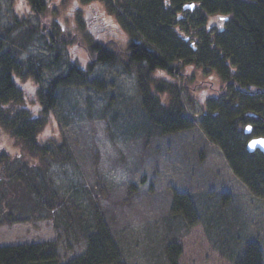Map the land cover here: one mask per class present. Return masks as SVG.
<instances>
[{
  "label": "rangeland",
  "instance_id": "374dc122",
  "mask_svg": "<svg viewBox=\"0 0 264 264\" xmlns=\"http://www.w3.org/2000/svg\"><path fill=\"white\" fill-rule=\"evenodd\" d=\"M51 2L49 22L71 29L83 44H78L77 37L73 44H55L42 32L35 33L22 58L36 66L39 59L49 62L58 55L61 66L44 69L37 84L32 78L20 79L26 98L32 106L33 84L37 85L34 89L46 90L52 78L66 74L70 65H87V75L84 83L75 80L55 90L56 104L38 134L51 151L40 149L45 154L43 166L36 169L26 165L24 152H20L12 133L0 129V155L8 156L2 157L4 167L31 175V187L28 184L27 189L18 190L9 180L5 181L9 182L7 187L0 188L1 199L6 196L3 192L14 190V205L7 200L10 212L13 209L15 217L24 215L28 220L0 224V246L57 240L62 262L83 254V226L75 221L72 226L76 228L71 231L63 223L65 212L76 203L86 209L88 217L99 214L105 218L125 264H168L164 251L172 242L182 246L179 264H233L227 246L229 243L233 247V238L261 239L264 249V200L255 197L233 173L222 149L201 129L205 95L192 93L196 81L180 94L195 127L160 133L147 125L137 73L126 68L124 55L114 64L97 62L84 47L92 36L121 45L128 43V35L110 16L107 1ZM87 11L92 16L84 26L80 21ZM19 20L15 34L23 39L29 27L39 22L29 1L0 0V26L16 25ZM219 20L218 16L211 17L209 24ZM185 70L188 77L196 74L194 80L205 79L204 68L191 64ZM155 74L163 76L164 72L157 70ZM151 88L155 89V83ZM59 143L66 151H58ZM35 170L38 173L33 177ZM4 178L0 174V181ZM39 185L46 194L34 192L22 199L27 190L34 191ZM175 192L192 196V205L200 213L198 224L191 225L181 215L172 214ZM225 195L229 201H223ZM38 202L41 205L37 207ZM21 203L29 209L25 214L18 212ZM35 207L43 219L31 221Z\"/></svg>",
  "mask_w": 264,
  "mask_h": 264
},
{
  "label": "trees",
  "instance_id": "16d2710c",
  "mask_svg": "<svg viewBox=\"0 0 264 264\" xmlns=\"http://www.w3.org/2000/svg\"><path fill=\"white\" fill-rule=\"evenodd\" d=\"M28 1L39 22L37 26L29 27L23 39H20V34H15L20 20L16 25L0 26V129L5 128L12 133L20 152H24L26 165L37 169L45 163V154L40 149H47L38 134L56 104V88L75 80L84 83L88 68L87 65L80 67L78 63L70 65L66 74L52 78L46 90L34 89L37 85L33 84L30 89L33 97L30 100L34 103L32 106L29 104L26 90L19 80L32 78L37 84L44 69L61 66L58 55L49 62L39 59L37 67L32 63L27 64V60L22 58L23 50L34 34L42 32L55 44H73L76 37L78 44L83 43L81 37L71 29L64 30L63 26L57 27L49 22L51 0ZM105 1L116 27L122 29L129 39L127 44L121 45L115 40L112 42L92 36L86 46L83 45L91 58L114 64L124 55L126 68L129 71L135 69L137 73L140 103L147 125L163 134L195 127L180 94L196 81L191 87L192 93L205 95L201 129L210 141L222 149L233 173L255 197L264 200V153L259 150L249 152L247 149L252 136H264V0ZM191 2L196 3L195 10H185V4ZM195 11V15L188 16V13ZM91 16L92 13L87 11L80 23L86 26ZM214 16L221 18V21L211 25L209 19ZM102 27L101 30H104ZM49 46L54 48L53 44L49 43ZM191 64L204 68L205 79L194 80L196 74L187 76L185 67ZM157 70L164 72V75H154ZM152 82L155 89L151 88ZM164 94L166 97H163ZM248 124L253 127L251 134L245 132ZM57 145L59 152L66 151L63 143ZM45 152L51 151L47 149ZM0 156V174L6 176L0 181V188L7 187L9 182L5 181L8 180L16 184L18 190L27 189L28 184L31 187V175L5 168L2 157L8 156ZM37 173L35 170L32 176L36 177ZM35 189L27 190L22 199L34 192L46 194L41 185L35 186ZM3 193L6 196L0 198V224L28 221L24 215L15 217L17 213L12 208L10 212L7 200L13 204L14 190ZM223 201H229V196L225 195ZM192 202L191 195L175 192L172 214L181 215L191 225L198 224L200 213ZM22 203L19 214L29 211ZM38 203L37 207L41 205V202ZM37 207L32 211L35 217H30L31 221L43 219ZM85 211V208H78L76 203L71 204L63 221L71 231L76 228L72 226L75 221L78 226H83L86 235L83 254L62 262L57 240L15 244L0 246V264H125L105 218L99 214L88 217ZM83 215L86 216L85 220L82 219ZM262 244L261 239L254 240L248 236L245 239L233 238V247L227 243L229 259L233 264H264ZM181 253V244H169L164 251L167 263L179 264Z\"/></svg>",
  "mask_w": 264,
  "mask_h": 264
},
{
  "label": "water",
  "instance_id": "95a60500",
  "mask_svg": "<svg viewBox=\"0 0 264 264\" xmlns=\"http://www.w3.org/2000/svg\"><path fill=\"white\" fill-rule=\"evenodd\" d=\"M189 8L194 9V3H190L188 5ZM253 127L252 125H248L246 128V132L250 133L252 131ZM257 142L255 143V145H253V142ZM261 141H264V136H255L252 137L248 143H247V149L249 152H255L257 150H259L260 152L264 153V143H260Z\"/></svg>",
  "mask_w": 264,
  "mask_h": 264
},
{
  "label": "snow or ice",
  "instance_id": "6c2138e0",
  "mask_svg": "<svg viewBox=\"0 0 264 264\" xmlns=\"http://www.w3.org/2000/svg\"><path fill=\"white\" fill-rule=\"evenodd\" d=\"M255 143H257V142L254 141V142H253V145H255ZM260 143H264V141H261Z\"/></svg>",
  "mask_w": 264,
  "mask_h": 264
},
{
  "label": "flooded vegetation",
  "instance_id": "af4514ba",
  "mask_svg": "<svg viewBox=\"0 0 264 264\" xmlns=\"http://www.w3.org/2000/svg\"><path fill=\"white\" fill-rule=\"evenodd\" d=\"M97 25H99V24H97ZM105 27H107L106 25H105ZM106 29V28H105Z\"/></svg>",
  "mask_w": 264,
  "mask_h": 264
}]
</instances>
